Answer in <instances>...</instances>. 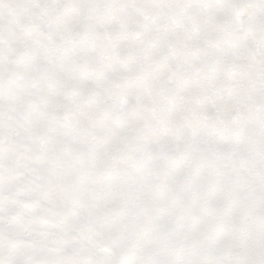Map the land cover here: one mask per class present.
<instances>
[{
    "label": "snow or ice",
    "instance_id": "6c2138e0",
    "mask_svg": "<svg viewBox=\"0 0 264 264\" xmlns=\"http://www.w3.org/2000/svg\"><path fill=\"white\" fill-rule=\"evenodd\" d=\"M0 264H264V0H0Z\"/></svg>",
    "mask_w": 264,
    "mask_h": 264
}]
</instances>
